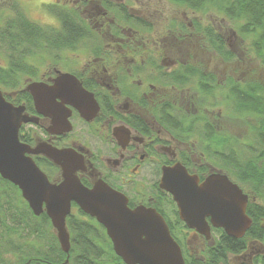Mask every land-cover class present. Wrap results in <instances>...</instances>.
Listing matches in <instances>:
<instances>
[{"label": "trees", "instance_id": "trees-1", "mask_svg": "<svg viewBox=\"0 0 264 264\" xmlns=\"http://www.w3.org/2000/svg\"><path fill=\"white\" fill-rule=\"evenodd\" d=\"M167 1L192 12L213 8L227 20L240 23L237 33L249 37L247 47L264 68V0ZM11 3L14 14L0 24V49L7 61L5 67L0 66V85L15 93V97L4 94L7 100L14 104L23 103L29 109L32 107L31 96L24 87L15 88L17 76L34 75L28 59L41 50L74 48L80 42L77 37L81 35L82 21L65 8L51 6V10L58 8L56 13L63 20V29L43 28L32 22L15 1ZM192 24L195 32L205 38L212 50L223 59H233L234 55L227 48L222 34L215 33L209 25L202 27L195 20H192ZM164 80L169 86L177 88L163 95L166 102L153 104L154 118L173 137L191 146L192 153H197L200 159L199 165L195 164L189 153L182 151L181 162L188 170L193 168L201 177L211 171H221L243 191L247 188L246 213L252 220L246 232L238 238L228 236L221 228L215 229L219 236L206 246L201 258L191 254L176 236L175 227L179 224L185 226L178 218L176 209L175 224L166 218L167 225L182 248L185 264H231V257L242 258L253 242L264 241V84L231 76L221 83L213 72L189 62L167 74L164 72ZM221 86L226 89L225 97L230 101L232 115L246 117L249 135L239 138L224 131L217 122V117H223L221 109L212 116L213 107L216 103L219 105L215 93ZM179 90L183 91V100H177L182 95ZM34 160L50 180H55L59 172L57 166L45 157H34ZM72 207L76 211H71L66 217L71 242L66 254L59 246L46 213L34 215L19 189L0 177V264H107L104 260L107 258L116 264H124L113 252L104 227L76 204L73 203ZM21 226L31 227L33 233L40 231L36 238H47L48 249L41 250L34 239L27 242L30 244L24 240L18 243L17 239H22ZM24 245L30 248L24 250ZM242 264H264V254L256 253L250 263Z\"/></svg>", "mask_w": 264, "mask_h": 264}, {"label": "flooded vegetation", "instance_id": "flooded-vegetation-1", "mask_svg": "<svg viewBox=\"0 0 264 264\" xmlns=\"http://www.w3.org/2000/svg\"><path fill=\"white\" fill-rule=\"evenodd\" d=\"M61 8L82 21L81 35L77 37L80 42L67 50L77 51L81 42H87L86 60L82 59L66 73L73 75L92 98H86L87 104L78 107L66 103L71 130L53 133L48 131L51 119L37 112L31 97V108L22 104L24 112L36 116L37 122L23 123L19 139L31 146L45 142L57 148L74 149L83 161L76 175L85 186L91 187L102 181L123 193L129 207L141 204L153 207L166 220L167 214L161 209L158 196L143 192L142 186L150 184L151 166L155 165L158 166V180L151 185L156 191L165 192L158 186L161 167L181 162L182 151H187L190 157L193 153L191 146L173 137L156 121L152 106L166 102L163 95L175 88L165 82L164 72L167 74L187 62L173 65L170 61V65H166L162 60L159 65L155 64L151 56L157 41L151 35L152 24L144 10L134 8L129 1L63 0ZM177 28L180 30L182 25ZM58 73L42 74L36 81L50 85ZM182 92L179 90L182 95L177 100H183ZM170 139L179 148L172 147L168 142ZM31 156L33 159L45 157L42 154ZM188 171L197 174L200 181L210 173L201 177L193 168ZM55 177L53 181H58L60 172ZM174 206L177 210L175 203ZM172 213L175 215L174 209ZM183 228L192 232L193 239H208L186 225ZM215 229L218 228L211 227L210 236Z\"/></svg>", "mask_w": 264, "mask_h": 264}, {"label": "water", "instance_id": "water-1", "mask_svg": "<svg viewBox=\"0 0 264 264\" xmlns=\"http://www.w3.org/2000/svg\"><path fill=\"white\" fill-rule=\"evenodd\" d=\"M25 90L37 112L51 119L48 131L53 133L71 130L66 103L78 107L92 98L66 72L58 73L50 85L31 81ZM24 110L23 104H13L0 89V177L19 189L34 215L46 213L63 252L68 254L71 247L66 217L74 203L104 227L113 252L124 264H185L180 245L156 209L142 204L129 207L123 193L102 181L85 186L76 175L83 161L74 149L22 142L20 126L37 122L36 116ZM33 154H42L56 165L60 179L51 181L35 163ZM158 186L171 195L179 219L206 238L211 227L238 238L251 225L246 213L248 195L223 172L212 171L200 181L197 174L177 161L161 167Z\"/></svg>", "mask_w": 264, "mask_h": 264}, {"label": "rangeland", "instance_id": "rangeland-1", "mask_svg": "<svg viewBox=\"0 0 264 264\" xmlns=\"http://www.w3.org/2000/svg\"><path fill=\"white\" fill-rule=\"evenodd\" d=\"M12 1H15L16 3V0H0V24H4L6 19L11 16L5 12V9L12 12ZM126 1L132 3L134 8L139 7L144 10V14L152 24L153 31L151 35L157 43H154L153 45V54L151 57L156 64L161 63L162 60H164L166 65H170V61L174 62L173 65H177L181 62H190L199 65L202 70L213 72L217 77V80L221 83L231 76L242 81H259L264 84V68L247 47L249 44V37H244L237 33V27L240 23L227 20L213 8L207 11L192 12L181 6L174 5L167 0ZM44 6L50 8L54 5ZM57 10L58 8L52 11L56 12ZM192 20H195L202 27L209 25L213 28L215 33L218 32L222 34L227 48L234 55L233 59H223L219 54L212 50L205 38L200 33L195 32L191 25ZM179 24L184 25V28H180L179 30V28H177L180 26ZM86 43L87 42H81L77 47V49H79L77 51L70 52L65 48L46 49L41 50L34 57H29L28 63L32 66L34 75L19 74L17 76V87L15 88L26 87L27 83L38 80L42 74L52 75L58 72L73 70L76 65L82 62V59L83 61L86 60ZM1 51L2 50L0 49V66L5 67L7 65L6 57ZM0 89L4 94L15 97L14 91L11 92L9 88L0 85ZM225 94L226 89L224 86L217 89L215 96L219 101V105L216 103L213 107V111L211 112L212 116L214 117L217 111L221 109L220 111L223 117H217V122L224 131L239 138L249 135V128L245 124L246 117L240 116V118H238L232 115L230 111V101L225 97ZM168 142L172 147L177 146L172 139L168 140ZM177 148H179V146H177ZM192 155V159L199 163L200 160L198 154L193 153ZM151 168L152 176L150 178V184H143L142 191L157 195L161 201V209L167 214L168 220L171 223H174L176 217L172 213V209H175V206L172 204L171 200H169L167 195L162 194L158 190L156 191L155 187L151 185V182L155 184L158 180V166L155 167V165H153ZM244 191L249 195V190L247 188H244ZM71 211L75 212L76 209L72 208ZM21 227L20 234L22 239H17V242H22L24 240L25 243H27L31 239H34L36 241V246L40 247L41 250L45 251L48 249L49 242L47 238H36L40 231L38 233H33L31 227ZM174 232L176 236L182 240L184 247L188 248L191 254L199 258L202 257L206 246L211 244L212 241L214 242L219 236L217 231H212L210 238L206 239V241L203 238L198 237L193 239L192 232L187 231L181 227L180 224L175 227ZM250 247L249 252H247L244 257H231V264L250 263L254 254H264V241L258 243L253 242ZM29 248V245L23 246L24 250H28ZM109 259L110 258L104 259L107 264H116L115 261Z\"/></svg>", "mask_w": 264, "mask_h": 264}, {"label": "clouds", "instance_id": "clouds-1", "mask_svg": "<svg viewBox=\"0 0 264 264\" xmlns=\"http://www.w3.org/2000/svg\"><path fill=\"white\" fill-rule=\"evenodd\" d=\"M16 3L22 8L27 17L34 23L39 24L43 28H50L57 31L63 29V20L61 17L49 7L44 5H56L63 7V0H16ZM8 15H12L11 11L5 9Z\"/></svg>", "mask_w": 264, "mask_h": 264}]
</instances>
